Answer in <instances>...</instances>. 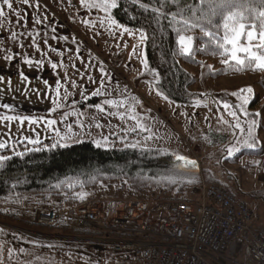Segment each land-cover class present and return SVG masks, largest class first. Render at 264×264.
<instances>
[{
    "label": "rangeland",
    "instance_id": "obj_1",
    "mask_svg": "<svg viewBox=\"0 0 264 264\" xmlns=\"http://www.w3.org/2000/svg\"><path fill=\"white\" fill-rule=\"evenodd\" d=\"M100 2L101 0H84L83 3L81 0H30L29 5L25 6L21 0H15L14 9L23 14L19 24L16 22L15 14L9 13L4 6L5 12L9 14L0 20V59L5 55L1 52L2 45L13 44L15 47L8 49L16 50V44L27 40L33 42L35 39L41 42L40 47L44 56L45 53L53 54L52 61L57 67L50 68L54 73V80L30 81L35 85L46 86L45 94L31 90L28 94L24 93L26 89L12 85L11 83L15 82L13 76L6 74L0 79V105L29 102V98L35 99L41 94H43L42 98L48 101L68 98L64 103L60 102L62 107H55L56 110H51L47 118L43 117L39 120L38 127L27 126L29 124L27 120L24 121L27 122L25 125L19 127L12 126L13 120L10 124L6 122L8 127L12 128L6 131L8 144L13 148H20V142H27L25 137L35 140L38 133L39 143L52 140L66 146L92 140L97 146L107 149L114 145L127 144L142 148L171 149L177 157H183L187 162H196L195 168L189 164L192 170L190 172L175 170L169 175L174 182L188 183L184 193H190L193 197L194 193H191L193 188L189 189L192 185L190 181L199 184V193H201L202 185L211 183L208 180L209 175L216 180L226 177V169L223 165L227 160L223 156H228L229 148L234 150V154L236 153L238 141L242 138L239 130L249 128L255 121L254 126L251 127V138L256 141L258 139V142L262 140L264 143V125L259 127L262 121L254 116L255 113L264 116L262 110L264 85L259 81L264 78L262 69L256 72L251 70L246 73L226 75L206 83L195 84L191 90L203 93V96L197 97L195 103L187 105L173 102L158 90L157 76L149 69L146 50L148 34L142 28L122 24L117 20L114 10L105 12L102 8L88 7L89 4ZM116 2L118 4L117 0ZM34 18L40 19L41 23H34ZM111 20H115L117 25L129 28L133 35L129 36L121 27L112 25ZM242 31L244 35L238 43L241 47H249L251 51L248 54L241 53V58L251 57L253 52L256 55H264V49H260L264 46V39L259 37L262 30L245 27ZM248 31L254 33L253 41L250 43L246 38ZM141 33L144 34L143 40ZM133 46H136L135 55ZM229 49L231 51V46ZM145 52L147 67L143 63ZM204 59L215 67L223 62L220 58L212 56ZM41 62L51 64V60L48 59H43ZM7 63L19 64L9 60ZM257 64L258 62L254 60V67H257ZM184 65L194 73H199V67L190 63ZM101 68L104 70L103 78ZM57 81L60 82L59 97L56 96ZM247 89H251L252 92L249 93ZM97 91L100 95L93 96L92 94ZM218 92L223 93L216 96ZM255 95L257 101L252 105ZM245 99L250 101L243 104L244 111L248 113L247 118L242 115L241 108L237 107ZM106 101L113 103L108 104ZM225 102L231 105L227 111L222 107ZM59 110L62 112L61 115L56 113ZM231 111L237 113L240 128L235 127L237 117L231 116L229 114ZM0 113L6 112L1 110ZM65 113H68L66 119ZM26 116V113L19 114V118ZM133 116L136 118H130ZM48 119L55 120L56 124L51 127L46 126L45 121ZM42 121L43 127H41ZM134 128L136 131H132ZM226 135L231 137H228L229 142L225 145L222 138ZM256 143L258 147L259 144ZM261 170L263 179L257 178L254 184L250 185L239 180L237 181L239 184L232 185L237 198L244 200L255 213L250 224L252 229L264 227V201L256 200L249 194L252 190L264 188V165ZM226 185L230 186L229 183ZM80 193L84 195L83 199L79 198ZM139 193L142 194L128 183L124 185L113 181L90 189H79L73 200L70 199L71 203H66L68 195V197L64 195L42 197L27 194L0 200V213H7V217L0 215V264H131L132 255L129 251L126 253L115 251L108 247L107 243L46 241L33 237L24 229L45 236H72L38 229L28 216L29 212L38 208V210L57 209L59 202L69 209L91 197L105 196L112 199L116 197L118 201L176 199L143 197L139 196ZM18 218L33 228L18 224ZM24 240L30 242L32 246L22 244ZM59 243L76 245L80 248L55 247ZM241 259L242 257L232 260Z\"/></svg>",
    "mask_w": 264,
    "mask_h": 264
},
{
    "label": "trees",
    "instance_id": "obj_2",
    "mask_svg": "<svg viewBox=\"0 0 264 264\" xmlns=\"http://www.w3.org/2000/svg\"><path fill=\"white\" fill-rule=\"evenodd\" d=\"M117 1V8L114 9L117 20L128 27L142 28L148 34L146 50L149 69L157 76L156 86L158 90L173 102L187 105L195 103L197 97L203 96V93L191 90L195 84L206 83L226 75L261 70L254 67V60L248 56L244 59V65H237L233 61L228 64L224 63L226 59H229L231 45L224 41L223 17L221 15H205L212 11L208 5L215 3L216 0ZM233 2L241 5V7L230 9L234 14H239L241 17L239 23L244 24L247 29L262 30L261 22L264 21V16L261 13H264V0H233ZM141 5H145V7H141ZM189 7L196 10L195 15L193 12L186 11ZM174 13H182V15H176L173 19ZM224 14L226 15L227 12ZM209 19L211 24L208 22ZM185 20L188 22L187 25L183 23ZM192 25H197V27H192ZM206 32H212L213 35L206 36ZM228 34L231 35L230 32ZM180 35L193 37L194 45L191 52H182L177 42ZM220 44H225L229 52L224 53V50L219 46ZM260 49L263 50L264 46ZM211 56L218 57L223 62L215 67L204 59ZM184 63L199 67V73H194L185 67ZM262 70L264 71V69ZM263 79L259 80L262 85H264ZM222 93L218 92L216 96ZM256 101L255 95L251 104L254 105ZM1 107L2 105H0ZM262 110L264 111V104ZM254 116L262 121V125L258 121L259 127L263 126V114L259 113L258 116ZM53 144L57 146L52 147ZM256 144L259 145L254 149L242 147L231 158L223 157L225 160L236 162L245 156H256L264 161V143L262 140L258 142L257 139ZM19 146L20 148H13L11 144H8L6 148L0 149V155L7 157L6 160L0 161V200L27 194L42 197L64 195L69 196L66 203H71L70 199L73 200L79 189H90L102 183L113 181L121 182L124 185L130 184L136 191L141 192L142 194L139 193V196L143 197L195 200L202 196L199 193L197 182L190 181L192 187L190 186L189 189L193 188L191 193H194L192 197L190 193H184L188 183L171 180L169 175L173 174L175 170L192 171L189 163L184 159H177L176 153L171 149L142 148L133 144L114 145L107 149L97 146L92 140L66 146L52 140L35 144L20 142ZM208 180L226 188L237 198L233 186H227L222 180L213 179L210 175ZM73 192L75 193L73 194ZM249 194L256 200L264 201V188L252 190ZM237 200L244 201L238 198ZM253 214L255 216L254 212ZM0 215L7 217V213H0ZM18 219V224L33 228L20 221L21 218ZM33 225L46 232H59L75 237L82 236L114 241L172 242L151 233L115 232L103 228L100 224L95 225L92 229L81 230L71 228L64 221L56 226ZM247 238V234H245L242 239L232 241L228 246L226 256L229 259L243 258L244 243ZM22 244L32 246L26 240ZM33 245L42 249L45 248V246ZM56 245L55 247L80 248V246L64 243Z\"/></svg>",
    "mask_w": 264,
    "mask_h": 264
},
{
    "label": "built area",
    "instance_id": "obj_3",
    "mask_svg": "<svg viewBox=\"0 0 264 264\" xmlns=\"http://www.w3.org/2000/svg\"><path fill=\"white\" fill-rule=\"evenodd\" d=\"M195 200L123 201L91 197L73 208L34 210L33 223L56 226L62 221L74 229L97 224L111 231L148 233L172 242L109 241L114 250L129 251L131 264H264V227L252 229L250 206L219 184L204 183ZM244 258L226 256L232 241L242 239Z\"/></svg>",
    "mask_w": 264,
    "mask_h": 264
},
{
    "label": "crops",
    "instance_id": "obj_4",
    "mask_svg": "<svg viewBox=\"0 0 264 264\" xmlns=\"http://www.w3.org/2000/svg\"><path fill=\"white\" fill-rule=\"evenodd\" d=\"M41 42L37 40L31 41H25L24 43H19L18 45L16 44V50H11L8 49L10 47L14 48L15 46L13 44H4L2 45V53H5L4 56H1L2 59H0V79L2 77H5L6 74L13 76V79L15 82H12L11 84L14 86H21L22 88L26 89L24 93L28 94V91H34V92H42L45 94V88L46 86L44 85H35L33 83H30V81H37L40 82L41 80H54V73L50 69L51 64L53 63V54L50 53H44L41 50ZM15 53L16 55H13ZM43 59H48L51 60V64H45L41 62ZM15 61V63H19L16 65H9L7 61ZM25 60H29L32 63L27 64L25 63ZM21 73H23L24 77H27V79L24 80L22 78ZM30 78V79H29ZM21 79V80H20ZM43 94L37 95L38 98H29V102L25 103H18V102H12V104L9 105V109H4L3 107L0 108L3 112L6 113H0V117L4 116H14V117H19V114L26 113V117H40V118H47L49 116V113H51V110L55 108L56 106L53 104L52 101H48L46 98H42ZM68 98L64 99H55L57 102L60 104V102L64 103L65 100ZM18 103V104H17ZM61 105V104H60ZM16 113H19L16 115ZM57 114H62V112L59 110L56 112ZM243 119V117H242ZM7 121L0 119V143H7L8 139V130H12L11 127H8ZM27 122H24L22 125H25ZM12 126L19 127L21 126L20 120L16 119L13 120ZM27 126H35L38 127L39 124H27ZM41 127H43V121L41 124ZM252 130V128H251ZM3 131V133H1ZM244 131V132H243ZM239 130L240 135L242 138L238 141V148L240 149L243 147L244 143L251 142L255 143L257 141L253 140L251 135L249 136L248 133V128H245V130ZM252 134V133H251ZM228 137H231L230 135H226L224 138V144L228 143ZM230 139V138H229ZM10 142V141H9ZM225 144V145H226ZM8 146V143H7ZM236 149V147L234 148ZM236 153L238 151H235ZM228 157V156H225ZM227 166H226V165ZM262 165H264V161H262L261 158L255 157V156H245L242 158H239L238 161H230L227 159V162H224V169H226L225 173L227 174L226 177L222 178L224 183H229L231 186L235 185L236 183L239 184V180L244 181V183L248 182L251 184H254L253 182L257 181L256 179H263L262 178V173L263 171L261 170ZM258 172V173H257ZM238 181V182H237ZM60 202L57 204V206H60ZM56 206V207H57ZM39 209V208H38ZM50 209H56V208H50ZM48 210V209H46ZM42 210V211H46Z\"/></svg>",
    "mask_w": 264,
    "mask_h": 264
},
{
    "label": "snow or ice",
    "instance_id": "obj_5",
    "mask_svg": "<svg viewBox=\"0 0 264 264\" xmlns=\"http://www.w3.org/2000/svg\"><path fill=\"white\" fill-rule=\"evenodd\" d=\"M15 0H0V20L6 18V16L9 13H14L15 16L17 17L16 22L19 24L21 18L23 17V14L21 12H19L18 10L14 9L13 4H14ZM22 4L25 6H28L30 3V0H21ZM81 2L83 3L84 0H81ZM4 6H6V8L9 10V13H6L4 10ZM38 4L36 5V7L38 8ZM88 7L90 9H94V8H102L103 11L105 12H110L111 10H114L117 8V2L116 0H101L100 3H92L89 4ZM141 7H145V5H141ZM208 7L212 10L210 13H206V16H210V15H221L223 17L224 23H223V28L225 29V36H224V41L226 42V44L231 45V51H230V55H229V59H226L224 61L225 64H228L230 61L235 62L237 65H244L245 60L243 58H241V53L243 54H248L251 49L249 47H241L239 45V41L241 40L242 36L244 35L243 33V29L245 28V25L242 23H239V19L241 17H239V14H234L232 11H230V9L232 8H236V7H241V5H238L236 3L233 2V0H216L215 3H211L208 5ZM186 11H190L193 12V15H195L196 10L192 9L191 7H189ZM227 12V14L225 15L224 13ZM176 15H182V13H174L173 14V19L175 18ZM262 16H264V13H261ZM209 24H211V20L209 19ZM34 23L36 24H40L41 20L34 18ZM183 23L185 25H187V21H183ZM101 24H103V21H101ZM111 24L115 25L117 27H121L123 29V32H127L129 36L133 35V33L130 31L129 28L127 27H123L122 25H117L115 20H111ZM238 25V27H237ZM192 27H197V25H192ZM254 27V26H253ZM261 28L262 31L259 34L260 39H264V21L261 22ZM203 30V29H201ZM55 31V30H53ZM177 31H180V29H177ZM122 32V34H123ZM231 33V35L229 36L228 33ZM16 35V34H14ZM206 36H212L213 33L212 32H206L205 33ZM55 39V37H53ZM246 38L247 41L250 43L253 41L254 38V33L253 31H248L246 33ZM141 39H144V34L141 33ZM178 44L181 47V50L183 53H189L192 50V44H193V37L191 36H184V35H180L179 39H178ZM46 43V41H45ZM220 48H222L224 50V53H228L229 49L227 47H225V44H220L219 45ZM133 54H136V46H133ZM251 59L255 60L258 62L257 67H259L260 69H264V55H256L254 52L252 53ZM25 63L27 64H31L32 62L29 60H25ZM145 67H147V61H146V52H145V58L143 61ZM52 69H56L57 65L56 63H52L51 64ZM22 78L27 79V77L23 76V73H21ZM101 76L103 78L104 76V70L103 68H101ZM45 83L47 84V81H45ZM247 91L249 93L252 92L251 89H247ZM93 96L96 95H100V92H94L92 94ZM56 96L59 97L60 96V82L57 81V88H56ZM250 101H248L247 99H245L243 101V103L241 105H237V107L241 108V113L242 115H244L245 118H247L248 113H246L243 109V104H247ZM106 103L108 104H112V101H106ZM53 104L56 106V108L62 107V105H60L57 100H53ZM116 106H122V105H116ZM2 107L4 109H9V105L7 104H3ZM99 107V105L97 106ZM222 107L227 111L231 108V105H229L228 103H223ZM56 108L53 109V111L56 110ZM231 116L233 117H237V113L235 111H231L229 113ZM255 115H259V113L255 114ZM68 116V113L64 114V118L66 119ZM121 118H123V114H121ZM135 119L136 117H130ZM0 119L5 120L7 122H10L12 120H16L19 119L21 125L24 123L25 120L28 121L29 124H38L39 120L43 119V118H38V119H30L28 117H23V118H19V117H14V116H4V117H0ZM46 126H53L56 124V121L53 119H48L47 121H45ZM255 121H253V125H250L248 128V133L249 136L251 135V127L254 126ZM139 127V125H138ZM236 128H240V123H239V117H237V123L235 125ZM33 131H35V129H33ZM132 131H136V129H132ZM9 136H10V132H9ZM24 139L27 140V143L29 144H35V143H39V134L37 133L36 135V139L33 140L31 138H27L25 137ZM57 145L53 144L52 147H56ZM7 145L4 143H0V149H4L6 148ZM243 147L248 148V149H254L256 147L255 143H251V142H245ZM235 151H239V149H236ZM234 155V150L232 148H229L228 150V158H231ZM7 157L0 155V161H4L6 160ZM177 159L183 160V157H178ZM188 163L191 165L192 168H195L196 162L195 161H188ZM69 187H72V185H69ZM79 198L83 199L84 195L82 193L78 194Z\"/></svg>",
    "mask_w": 264,
    "mask_h": 264
},
{
    "label": "water",
    "instance_id": "obj_6",
    "mask_svg": "<svg viewBox=\"0 0 264 264\" xmlns=\"http://www.w3.org/2000/svg\"><path fill=\"white\" fill-rule=\"evenodd\" d=\"M26 232H28L30 235H32L33 237H37V238H40V239H42V240H50V241H56V242H58V241H64V242H70V241H73V242H79V243H82V242H84V243H89V244H93V243H106V242H108L107 240H102V239H96V238H93V239H90V238H83V237H81V238H77V237H72V236H70V237H64V236H58V237H56V236H49V235H47V236H45V235H42V234H38V233H34V232H31V231H29V230H27V229H24Z\"/></svg>",
    "mask_w": 264,
    "mask_h": 264
}]
</instances>
